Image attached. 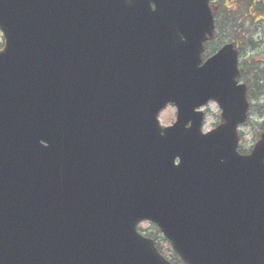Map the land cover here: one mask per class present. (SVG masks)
<instances>
[{
    "label": "water",
    "instance_id": "water-1",
    "mask_svg": "<svg viewBox=\"0 0 264 264\" xmlns=\"http://www.w3.org/2000/svg\"><path fill=\"white\" fill-rule=\"evenodd\" d=\"M214 29L210 0H0V264H170L144 221L187 264H264V137L238 153L246 88L233 46L201 66Z\"/></svg>",
    "mask_w": 264,
    "mask_h": 264
},
{
    "label": "rangeland",
    "instance_id": "rangeland-1",
    "mask_svg": "<svg viewBox=\"0 0 264 264\" xmlns=\"http://www.w3.org/2000/svg\"><path fill=\"white\" fill-rule=\"evenodd\" d=\"M239 10L240 9L236 11H239ZM255 20H257V17L253 20V22H255ZM255 24L256 25H252L251 21L247 22L245 28L251 34L254 35L253 40L255 42L256 40H259L260 41L259 44H262L261 47H259V49L253 53V54L259 55L261 52H264V45H263L264 43V21L258 20L256 21ZM4 43L5 41L0 31V51L3 50ZM249 53L251 54L252 51L249 50ZM262 104L264 103L262 102L259 103V100H255V102L253 103L254 108L252 109L251 117L247 125L240 130V134L242 138L241 148L246 151H250L260 138L261 125L264 124V118L261 115L256 114V111L259 110V106H261ZM205 113L207 116H206L204 132H208L213 128L215 124L218 123L219 110L216 106L209 105L205 109ZM175 120H176V110L174 107H171V106L168 107L160 116L161 125L164 127L172 125L175 122ZM139 230L146 235H151V234L156 233L158 229L152 224L142 223L139 227ZM163 248H165L166 253L170 251V247L166 243H163Z\"/></svg>",
    "mask_w": 264,
    "mask_h": 264
},
{
    "label": "trees",
    "instance_id": "trees-1",
    "mask_svg": "<svg viewBox=\"0 0 264 264\" xmlns=\"http://www.w3.org/2000/svg\"><path fill=\"white\" fill-rule=\"evenodd\" d=\"M216 3V22L219 24L220 31H225L228 28V23H242L245 24L246 21H251L252 25L255 23L254 12L262 13L264 12V0H212ZM240 9L239 11H236ZM256 22V21H255ZM241 28V27H239ZM253 36L249 33V43H253ZM262 74L259 64L256 61L249 62L248 75L246 78V84L249 89V100L254 103L261 96L263 89L264 78L260 77ZM254 108V107H253ZM256 114L258 112L256 111ZM162 243L158 244L159 251L167 256V258L173 264H184L179 256L173 251H170L168 255L165 253V248H163Z\"/></svg>",
    "mask_w": 264,
    "mask_h": 264
},
{
    "label": "flooded vegetation",
    "instance_id": "flooded-vegetation-1",
    "mask_svg": "<svg viewBox=\"0 0 264 264\" xmlns=\"http://www.w3.org/2000/svg\"><path fill=\"white\" fill-rule=\"evenodd\" d=\"M229 26V25H228ZM229 28V27H228ZM226 29L222 32H216V35L212 38V41L206 45L205 51L203 54V60L206 62L209 58L216 55L222 47H224L226 44H233L235 51L238 53V57L240 59V75L238 83L240 85H244L247 88L246 84V78L248 75V68H249V61H257L259 63L260 69L262 74H260L261 78H264V52H261L259 55L253 54L255 51L259 49L260 46L256 45L254 46L250 51H252V55L249 53V46H248V30L246 28H241V30L237 31L238 29H235V32L232 31V28ZM231 31V32H230ZM235 34L236 38H230L233 33ZM264 45V43H263ZM261 55V56H260ZM260 57H262V60H260ZM106 87V84L102 83L99 85L100 90H104ZM248 91V88H247ZM262 103H264V80H263V89L261 93V100ZM210 105H214L218 108V106L215 103H211ZM260 111H264V104L260 106ZM264 118V113L262 115ZM222 118L219 114L218 117V123L213 126V129L217 128L219 125H221ZM262 127L264 128V124H262ZM241 135H240V144H241Z\"/></svg>",
    "mask_w": 264,
    "mask_h": 264
}]
</instances>
